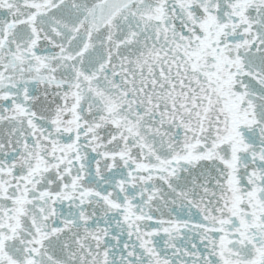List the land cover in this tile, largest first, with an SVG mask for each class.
I'll list each match as a JSON object with an SVG mask.
<instances>
[{"label": "snow or ice", "instance_id": "snow-or-ice-1", "mask_svg": "<svg viewBox=\"0 0 264 264\" xmlns=\"http://www.w3.org/2000/svg\"><path fill=\"white\" fill-rule=\"evenodd\" d=\"M0 264H264V0H0Z\"/></svg>", "mask_w": 264, "mask_h": 264}]
</instances>
